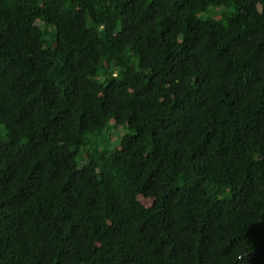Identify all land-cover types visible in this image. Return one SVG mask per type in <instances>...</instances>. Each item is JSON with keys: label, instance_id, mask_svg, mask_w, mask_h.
Wrapping results in <instances>:
<instances>
[{"label": "trees", "instance_id": "obj_1", "mask_svg": "<svg viewBox=\"0 0 264 264\" xmlns=\"http://www.w3.org/2000/svg\"><path fill=\"white\" fill-rule=\"evenodd\" d=\"M0 264H264V0H0Z\"/></svg>", "mask_w": 264, "mask_h": 264}]
</instances>
